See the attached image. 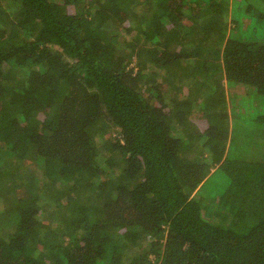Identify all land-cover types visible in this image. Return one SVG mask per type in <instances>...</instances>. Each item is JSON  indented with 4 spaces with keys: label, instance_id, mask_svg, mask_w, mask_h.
<instances>
[{
    "label": "trees",
    "instance_id": "trees-1",
    "mask_svg": "<svg viewBox=\"0 0 264 264\" xmlns=\"http://www.w3.org/2000/svg\"><path fill=\"white\" fill-rule=\"evenodd\" d=\"M0 264H264V0H0Z\"/></svg>",
    "mask_w": 264,
    "mask_h": 264
},
{
    "label": "rangeland",
    "instance_id": "rangeland-1",
    "mask_svg": "<svg viewBox=\"0 0 264 264\" xmlns=\"http://www.w3.org/2000/svg\"><path fill=\"white\" fill-rule=\"evenodd\" d=\"M139 6L136 5L137 10L141 9L142 6L140 4H138ZM184 92L186 93V91L184 90ZM169 99V98H168ZM194 100H196V97H194ZM202 113V112H201ZM51 202V201H50ZM51 204H54V202H51Z\"/></svg>",
    "mask_w": 264,
    "mask_h": 264
}]
</instances>
